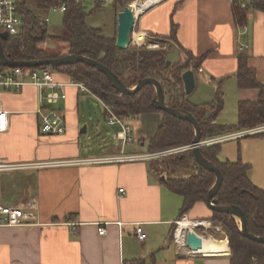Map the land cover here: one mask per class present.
Returning a JSON list of instances; mask_svg holds the SVG:
<instances>
[{
  "label": "crops",
  "instance_id": "0c3cea01",
  "mask_svg": "<svg viewBox=\"0 0 264 264\" xmlns=\"http://www.w3.org/2000/svg\"><path fill=\"white\" fill-rule=\"evenodd\" d=\"M234 4L232 0H161L135 19L133 29L143 34L144 41L153 37L170 42L166 44L170 47L172 43L182 53L181 59L204 57L198 69L190 67L194 89L185 98L192 104H207L219 89L222 108L212 123L223 126L236 125L239 102H253L258 96L256 88L237 85L240 55L264 84V11L249 9L242 31L233 19ZM50 69L57 82L65 83V98L56 103L40 102L33 85L10 91L0 85V103L8 112V129L0 133V158L41 163L153 153L146 147L143 153L124 154L121 147L119 154L86 155L79 137V97L96 95L80 90L66 73ZM186 95L195 99L190 101ZM228 109L235 110L232 120H227ZM48 111L61 116L58 133L40 131V112ZM217 144L219 161L248 163L249 180L264 189V131ZM147 160L0 172V205L19 206L34 200L38 206V224L0 225V264H230L229 252L186 255L176 249L172 231L182 197L163 184L164 172L152 170ZM209 209L199 202L186 214L191 219L206 218ZM137 223L146 233L144 240L135 234ZM100 227L105 228L104 234L99 233Z\"/></svg>",
  "mask_w": 264,
  "mask_h": 264
},
{
  "label": "trees",
  "instance_id": "16d2710c",
  "mask_svg": "<svg viewBox=\"0 0 264 264\" xmlns=\"http://www.w3.org/2000/svg\"><path fill=\"white\" fill-rule=\"evenodd\" d=\"M25 10L22 31L16 36H7L1 40L4 54L15 60H33L55 58L49 56L40 46L46 39H55L47 33L46 23L41 21L39 12L45 11L48 4L39 0H21ZM131 0H114L116 11L124 8ZM29 5L32 7L29 8ZM101 5L95 4V8ZM249 9L264 11V0H249L245 8L235 3L232 6L234 21L243 25ZM88 12L82 4H72L64 12L63 26L67 32L64 39L68 44L69 54H81L94 59L110 68L126 87H133L145 77H154L162 85L167 106L180 108L194 115L200 128L201 140H205L232 129H246L264 124V84L256 78L254 69L247 66L246 57H238L237 85L240 88H256L257 100L241 101L237 105V123L234 126L213 124V120L222 108V94L217 89L214 100L207 104H192L185 98L181 75L190 67L198 69L203 56L193 58L189 55L169 62V51L144 46H133L120 49L115 45V36H105L98 28L86 25ZM172 27V33L174 32ZM170 34V35H171ZM160 40V39H158ZM167 40V39H166ZM50 66L28 67L41 68ZM0 65V70L6 69ZM66 73L77 82H83L88 90L107 105L113 106L114 113L121 119L136 118L142 114L162 113V120L148 141V151L156 152L171 147L190 144L194 138V127L153 105L154 86L146 84L132 94H124L112 87L107 77L95 67L85 63L50 67ZM215 105V107H214ZM210 114H208V112ZM219 144L200 147L202 156L214 163L222 173V183L214 199L218 205H236L242 209L246 218L249 233L264 236V189L255 186L248 178L249 164L241 160L235 162L219 161ZM192 160L194 173L188 177L166 178L163 184L172 192L182 197L179 217L188 213L196 203L204 202L207 189L215 180V174L199 165L191 149L179 153L177 159L185 157ZM206 218L219 223L228 239L230 264H264V243L253 241L240 233L239 224L227 213L209 209Z\"/></svg>",
  "mask_w": 264,
  "mask_h": 264
},
{
  "label": "built area",
  "instance_id": "2783aa9c",
  "mask_svg": "<svg viewBox=\"0 0 264 264\" xmlns=\"http://www.w3.org/2000/svg\"><path fill=\"white\" fill-rule=\"evenodd\" d=\"M43 3L48 4L47 10H58L64 13L67 8L72 4H82L85 5L88 2L94 3H108L111 0H39ZM147 2L146 0H143ZM157 0L151 3H147L144 6L145 8L152 7ZM234 3L239 4L241 8H245L246 3L243 0H232ZM21 0H0V32H5L7 36H16L18 35L23 28V19L25 16V10L21 7ZM129 6V3L127 4ZM130 7V6H129ZM30 8V5H29ZM131 8V7H130ZM132 9V8H131ZM41 21L47 24L48 16L41 17ZM241 30H245L244 26H241ZM147 41V40H146ZM147 45H152L153 47L158 46L157 43L147 41ZM145 44V41L143 43ZM133 39V33L131 35V45L140 46ZM244 45H242L243 47ZM33 85L35 86L40 93V102L45 101L46 103L52 104L58 102L60 99L65 98L64 86L65 83L57 82L54 79V73L50 67H41V68H28V67H7L6 69L0 70V85L6 90H18L22 85ZM76 86L80 90H86L85 84L83 82L76 83ZM104 111L106 113V123L110 126L119 125L122 130H118L114 137L120 141L121 147H124L127 144H130L129 134L131 133L130 128L124 124V121L117 116L113 111V106L103 104ZM40 131L47 134L58 133L62 130V119L58 113L53 111L40 112ZM8 129V112L5 111L0 103V133L5 132ZM264 131V124L254 126L250 129L242 130L236 133H225L219 136L211 137L205 140H201L199 146L203 145H212L219 143L225 140L237 138L244 135L257 134ZM192 145H184L175 147L173 149H168L159 152L145 153L141 155H126V156H113V157H94L87 159H73L65 161H48L41 163H13L9 162L4 158H0V172L18 170L30 167H50V166H60V165H70V164H90V163H104V162H116V161H125V160H134L141 159L147 160L150 158H155L168 153H175L182 150H187L191 148ZM122 152V151H121ZM123 189H119V192H122ZM38 206L34 200H28L22 205L19 206H8L0 205V225L4 226H17V225H30L38 224V217L36 215V210ZM190 219L193 221L192 225L186 226L183 232V239H179V228L181 227L182 222ZM212 222L207 219H191L187 214H182L178 219L174 221V228L172 231V239L176 249L179 252H182L186 255H200V254H218V253H227L230 252L228 246V239L226 234L223 231H220L219 228H216L215 231H211ZM200 229L201 231H197ZM100 234L106 232L104 227L98 229ZM193 232L196 237L200 238L202 236L210 237L212 239L221 240L224 238L227 242V250L222 251H211L205 252L196 249H191L187 244V233ZM135 234L139 240H144L146 233L140 223L136 224ZM217 241V240H216Z\"/></svg>",
  "mask_w": 264,
  "mask_h": 264
},
{
  "label": "rangeland",
  "instance_id": "374dc122",
  "mask_svg": "<svg viewBox=\"0 0 264 264\" xmlns=\"http://www.w3.org/2000/svg\"><path fill=\"white\" fill-rule=\"evenodd\" d=\"M131 1H128L126 5L128 3H131ZM95 4L96 3L94 2H88L84 5L86 11L88 12V15L85 20L86 25L89 28L100 29L102 34L105 36L116 37L117 12L121 11L123 8H119L116 11L114 0H111L108 3L101 4L98 6V8H95ZM30 7L32 6L30 5ZM39 14L41 17L48 16V21L46 25L47 33L53 37L55 36L54 40L51 38L46 39V41L41 43L40 46L46 50L49 56L56 55L58 57H61L64 55H68V44L64 40L67 36V32L65 31V28L63 26L64 13L58 10H50L49 12L41 11L39 12ZM150 41L151 43H157L158 46L153 47V44L147 45L148 42L145 41V44H141L140 47L144 46L150 49H167L169 53L171 52L169 54V61L172 63H175L182 55V53H180L172 43V47H170V45H166L170 42H163L154 39L153 37L150 39ZM129 47L133 46L130 45ZM186 96L189 98L190 101L195 99V97H193L192 95ZM79 99L81 100L80 115L82 118L79 130L86 126V131L79 133L81 150L87 152L86 155L88 153H94L95 155L100 156L108 154H119V148H121V145L120 141L114 137V134L118 130H122V128L119 125L110 126L106 123V113L103 108V103L98 97L89 95L87 93H82ZM57 108H59V106ZM162 115V113L142 114L139 117L124 120V124L127 125L131 130V133L129 134V137L131 139L130 144L124 146V154H132L138 151L140 153L146 152V147L148 146L149 138H151V136L155 132L158 124H160L162 120ZM234 115L235 110L228 109V111L226 112L227 120H232ZM141 143H144V146H142ZM173 148L175 147H171L168 149ZM184 151L186 150L178 151L171 154H164L155 158H150L147 161L152 165V170L161 169V171L164 172V175L167 178L188 177L194 173V170L192 169V160L187 156L184 160L177 159L176 157L179 153H182ZM235 221H237V223L239 224L238 219ZM211 222L212 226L216 225V228H219L220 231L224 230L222 226L216 221ZM216 228L212 227L211 231H215ZM197 231L201 230L197 229Z\"/></svg>",
  "mask_w": 264,
  "mask_h": 264
},
{
  "label": "water",
  "instance_id": "95a60500",
  "mask_svg": "<svg viewBox=\"0 0 264 264\" xmlns=\"http://www.w3.org/2000/svg\"><path fill=\"white\" fill-rule=\"evenodd\" d=\"M145 8V10H147ZM136 17L133 14V10L126 5L121 11L117 12V28H116V40L115 45L120 49H125L131 45V35L134 29ZM7 34L5 32H0V65L6 67H39V66H60V65H73L78 62L85 63L87 65L95 67L97 70L102 72L112 87L115 88L120 93L132 94L138 91L142 86L146 84H151L155 89V96L153 99V105L160 110L167 112L169 115H172L178 119L186 120L190 122L194 127V138L191 142V149L194 154L196 162L204 167L206 170H209L215 174V180L213 185L207 189L204 197L205 204L212 210L230 214L235 220H239V230L240 233L258 243H264V236H255L248 232L246 227V218L242 209L236 205H218L217 201L214 199V196L219 189L222 183V173L220 169L212 162L206 160L200 153L199 143L201 141L200 128L196 122V119L193 114L184 111L180 108H172L167 106L164 99V91L161 83L154 77H145L140 79L136 85L133 87H126L119 77L107 66L104 64L86 57L81 54H68L56 58H45V59H33V60H15L8 58L4 52L1 45V40L6 39ZM170 61H167L169 64ZM184 92L189 94L194 89V75L192 69L184 71L181 75ZM86 127L84 126L81 129V132H84ZM187 244L190 245V241L193 239V244L198 245L200 243V238L196 237L193 232L187 233ZM194 245V246H195Z\"/></svg>",
  "mask_w": 264,
  "mask_h": 264
},
{
  "label": "bare ground",
  "instance_id": "6f19581e",
  "mask_svg": "<svg viewBox=\"0 0 264 264\" xmlns=\"http://www.w3.org/2000/svg\"><path fill=\"white\" fill-rule=\"evenodd\" d=\"M146 1L147 2H144L143 0H133L131 1V3H129V6L132 8L133 14L136 18L144 11V6L147 3H151L157 0H146ZM133 39L138 44H141L144 41L143 34L137 31L133 32ZM189 224L190 225L193 224V221H191L190 219H187L184 222H182L181 227L179 228V239L180 240L183 239V232H184L183 229L186 228V226H188ZM226 242L227 241L224 238H222L221 240H218V239H212L210 237L202 236L201 241L198 245L193 244V239H192L190 241L189 247L191 249H196V250L205 251V252H211V251L215 252V251L227 250L228 246Z\"/></svg>",
  "mask_w": 264,
  "mask_h": 264
}]
</instances>
